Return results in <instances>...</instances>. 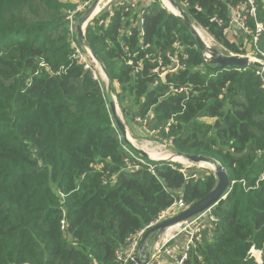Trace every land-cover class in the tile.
I'll return each mask as SVG.
<instances>
[{"label": "trees", "instance_id": "1", "mask_svg": "<svg viewBox=\"0 0 264 264\" xmlns=\"http://www.w3.org/2000/svg\"><path fill=\"white\" fill-rule=\"evenodd\" d=\"M175 1L216 38L237 34L248 53H264V31L254 48L251 35L224 30L246 0ZM91 2L0 0V264H117L129 236L215 186L211 170L192 168L197 179L185 180L181 164L140 157L124 141L70 29L69 15ZM255 2L251 31L264 27V0ZM84 37L125 119H139L175 153L214 159L229 177L227 196L211 209L217 222L204 226L185 264H258L252 248L264 264V93L255 69L210 66L162 0H112ZM167 52L188 58L161 80L156 55L165 68ZM181 87L187 93L173 92ZM186 239L167 245L178 253Z\"/></svg>", "mask_w": 264, "mask_h": 264}, {"label": "water", "instance_id": "2", "mask_svg": "<svg viewBox=\"0 0 264 264\" xmlns=\"http://www.w3.org/2000/svg\"><path fill=\"white\" fill-rule=\"evenodd\" d=\"M172 7L176 8L178 11V15H175L180 22L191 32L196 45L198 49L200 50L202 57L205 62H207L210 66L217 67V68H237V69H245V68H254V69H261L264 68V65L252 60L248 56H241V55H225L221 53L215 46L206 44L200 36L196 33V30L194 28V24L188 16L187 13H185L182 8L178 5V3L175 0H166ZM99 0H94L92 5L87 9V11L76 20L75 22V35L77 38V41L79 45L85 50L88 48L90 55L92 58L100 64V66L103 68L100 60L96 57L94 51L92 48H90L85 40L84 34H85V28L87 27L88 23L97 15L95 14L92 16L93 11L95 10ZM163 2V0H162ZM101 11V10H100ZM99 11V12H100ZM98 12V13H99ZM174 15V14H173ZM106 74V72H105ZM106 77L108 79V76L106 74ZM105 89V97L108 103V108L110 110V113L112 115V118L114 122L116 123L117 127L119 128V131L121 132L124 141L130 145L136 152L139 154L140 157L148 159V156L146 152L143 150L136 148L129 140L126 134L125 126L123 125L122 121L115 112V102L113 97V89L108 79V84H104ZM219 124L218 121L215 122V126ZM178 157H182L186 160L187 163L193 164V165H199L200 163H205L212 165L214 167L213 175L216 179L215 186L213 189L202 199L191 205L190 207H187L186 209L178 212L174 216L167 218L163 220L162 222L154 225L150 229L146 231V233L143 235L139 248L137 250L136 256L129 264H150L151 263V257H152V249L154 245L156 244L159 237L162 235V233H165L167 229L175 226L180 225L184 222H187L204 212L212 209L214 206H216L221 200H223L229 190H230V180L229 177L225 171V169L221 166L220 163L215 161L212 158L205 157L202 155H190V154H182V153H176ZM157 161H170L171 160H157ZM155 264V262L153 263Z\"/></svg>", "mask_w": 264, "mask_h": 264}, {"label": "built area", "instance_id": "3", "mask_svg": "<svg viewBox=\"0 0 264 264\" xmlns=\"http://www.w3.org/2000/svg\"><path fill=\"white\" fill-rule=\"evenodd\" d=\"M256 10H257V4L255 0H246L243 3H240L236 6V8L233 10L231 13V19H230V24L227 28L224 30L227 32L233 31L235 28L239 29L242 31L244 34L251 35L252 36V41H253V46L255 48L256 43L259 39V36L263 33L264 27L260 23L255 24V29L251 31L247 25H246V20L248 18L256 20ZM210 22L215 23L217 26L222 27L223 22L216 19L212 18ZM73 24L71 23V26ZM72 30V28H70ZM175 49L178 50L180 49L179 45L175 46ZM86 52V50H85ZM79 62L84 64V68L91 70L94 76V79H98L95 75L94 69L92 65L90 64V59L85 58L84 55L80 54V52L77 50L76 51ZM87 54V53H86ZM88 56V55H87ZM157 56V67L154 70V72L159 73V70L162 69V72L159 73V78L161 80H164L165 75L167 74H173L176 73L178 70L185 68V61L187 60V56L183 53H181V60L178 59L177 53L176 52H167L164 57L167 61H169V65H167L165 68L161 67L163 66V60L161 54L156 55ZM248 57H250L252 60L257 61L261 64L264 65V53L263 52H257L254 53L253 51L249 52ZM155 60H152V63H154ZM129 64H132V61L130 60L128 62ZM238 71H240L238 69ZM255 75L260 79V87L262 92L264 93V68L261 69H255ZM102 82V81H101ZM103 83V82H102ZM104 85V83H103ZM188 89L185 87H181L178 89H173V92L176 94H181L186 92L187 93ZM140 121L139 119H137ZM145 130V128H143ZM132 157H134L132 155ZM136 161L140 164H145L143 160L136 159ZM155 161V160H151ZM194 165L193 164H181V168L179 169V173L183 176L185 180L188 179H197V173H191V169ZM186 209L185 205L182 200H177L170 208H168L166 211H164L158 219L154 222L148 225L147 227L141 229L138 231L136 234H133L129 236L127 239V244L128 246L125 249H120L117 250L115 253L117 264H129L134 257L136 256L137 250L139 248L141 239L143 235L146 233L148 229L153 227L154 225L162 222L163 220L167 219L170 217V214L172 213L175 214L177 212H180L182 210ZM187 222H184L182 224H187L186 228L183 230V233L187 236L186 242L183 246V248L177 253L174 249L168 247V242L171 241L169 240H163L161 243H156L152 249V257H151V263L155 264H163L161 261V256L165 255L168 257L174 264H185L187 258H188V253L191 248V246L194 244L196 241H200L201 239V232L204 229V226H206L209 223H215L217 222V219L211 214V209L204 212L203 214L197 216L192 222L191 225ZM181 225V224H180ZM180 227V226H179ZM65 228V223L64 221H61V229L64 230ZM255 249L252 248L250 250V255L252 256V253H254ZM260 251H259V257H260ZM253 257V256H252ZM254 258V257H253ZM261 258V257H260ZM255 259V258H254ZM256 260V259H255ZM257 262V261H256ZM260 264L259 262H257Z\"/></svg>", "mask_w": 264, "mask_h": 264}, {"label": "rangeland", "instance_id": "4", "mask_svg": "<svg viewBox=\"0 0 264 264\" xmlns=\"http://www.w3.org/2000/svg\"><path fill=\"white\" fill-rule=\"evenodd\" d=\"M137 1L144 2L146 4L148 1L150 2L151 0H137ZM93 2H94V0H92V2L88 6L83 5V6H79L77 8V11L80 13L78 18H80L87 11V9L92 5ZM73 14L74 13H71L69 15L68 19L74 25L75 22H76L75 20H77L78 18H77L76 15H73ZM193 24H194L195 27H199V28H201L203 30V32L206 34V38L208 40V43L211 40V42L209 44L215 46L221 53H223L225 55H241V56H247L248 55L249 46H248L247 41H245L243 37H241V36H239L237 34L234 35V34H231V33H226V34H222V36H219L220 39H218L215 36H213L206 28H203V27H201L200 25H198V24H196L194 22H193ZM209 29H211V28H209ZM72 30L75 31V28H72ZM240 53H242V54H240ZM88 57L90 59V62H92L93 69H94V72H95L94 62L91 60L92 58L90 57L89 53L86 51L85 52V58L88 59ZM95 75L97 76L96 72H95ZM116 88L117 87H114V89H116ZM113 97H114L115 104H117L116 97L114 95V91H113ZM117 106H118V104H117ZM121 113L122 112L120 110V117H118V118H120V120L122 121L123 125L125 126L127 136L129 134L130 137L132 139H134L139 145H142L143 143L148 142L152 146L150 148H158L162 152L170 153V154H176L174 152L173 148L171 147L170 142H168L166 140H161L158 137H155V136H153L151 134L146 133L144 131L143 127H142L143 124L140 123L141 121L135 120V122H133V121L127 120V119H125L123 117V114H121ZM149 160H151V159H149ZM155 161H157V160H155ZM175 163L181 164L179 162H175ZM192 168H196L199 172H202V173L205 172L206 170H210V169L205 168V167H200L199 165H194ZM177 213H175V214H177ZM175 214L172 215V213H171L170 217L174 216ZM195 218L189 220L188 223L191 225V222ZM186 226H187V224L178 225V228L176 230H174V232L168 237L165 236V233H162V235L159 237V239L157 240L156 243H161L163 240H169L171 238H173L171 240H176L175 241L176 243H177V241L178 242L184 241L185 238L187 237L185 235V233H183V230L186 228ZM192 226L193 225H191V227ZM252 256L256 260H259V254L256 255L255 253H252ZM163 264H166V263L164 262Z\"/></svg>", "mask_w": 264, "mask_h": 264}, {"label": "bare ground", "instance_id": "5", "mask_svg": "<svg viewBox=\"0 0 264 264\" xmlns=\"http://www.w3.org/2000/svg\"><path fill=\"white\" fill-rule=\"evenodd\" d=\"M112 0H99L95 10L93 11L92 13V16H94L95 14H98V12L100 10H102L104 7H106L109 2H111ZM163 4H164V7L169 11L171 12L172 14L174 15H178V11L176 10V8L172 7L166 0H163ZM195 30H196V33L200 36V38L206 43V44H209L211 42V40L209 41L208 43V40L206 38V34L203 32V30L199 27H195ZM211 45V44H209ZM88 53H89V50L88 48L85 49ZM90 55V53H89ZM90 57L92 58V56L90 55ZM93 62H94V68H95V72L97 73V78L100 79V81H102L105 85L108 84V79L106 77V74L105 72L103 71V68L100 66V64H98V62H96V60L94 58L91 59ZM90 64L92 65V62H90ZM93 66V65H92ZM114 99V98H113ZM116 108H115V112H116V115L118 117H120V108L117 106V104H115ZM122 114V113H121ZM128 140L136 147V148H139L141 150H143L144 152H146L147 156L149 159L151 160H171L173 162H179L181 164H187L186 160L183 159L182 157H178L176 154H170V153H165V152H162L160 151V149L158 148H150L152 147L150 143L146 142V143H143L142 145H139L134 139H132L130 137V135L128 134ZM155 143V142H154ZM200 167H205V168H208L210 170H213L214 167L212 165H209V164H205V163H200L199 164ZM178 228V225H175L169 229L166 230L165 232V236L168 237L170 236L174 230H176ZM256 255L259 254V252L257 251H253Z\"/></svg>", "mask_w": 264, "mask_h": 264}, {"label": "crops", "instance_id": "6", "mask_svg": "<svg viewBox=\"0 0 264 264\" xmlns=\"http://www.w3.org/2000/svg\"><path fill=\"white\" fill-rule=\"evenodd\" d=\"M206 122H208V123H214L215 120L214 119H206ZM255 251H257V250H255ZM257 252H259V251H257ZM260 257H261V253H260ZM260 257H259V260H256V261L261 264V258ZM161 261H163L162 258H161Z\"/></svg>", "mask_w": 264, "mask_h": 264}]
</instances>
